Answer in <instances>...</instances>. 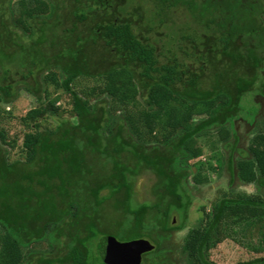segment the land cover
I'll return each mask as SVG.
<instances>
[{"label": "trees", "instance_id": "16d2710c", "mask_svg": "<svg viewBox=\"0 0 264 264\" xmlns=\"http://www.w3.org/2000/svg\"><path fill=\"white\" fill-rule=\"evenodd\" d=\"M13 4L0 0V264H109L102 239L120 231L99 220L112 200L129 222L122 242L153 246L141 264H176L163 244L187 226V264H264V0ZM162 28L181 34L158 46ZM22 92L35 106L9 138L1 124ZM237 121L253 127L246 147ZM144 171L153 202L133 204ZM209 172L226 173L229 191L189 224L190 180ZM225 241L249 257L211 259Z\"/></svg>", "mask_w": 264, "mask_h": 264}, {"label": "rangeland", "instance_id": "374dc122", "mask_svg": "<svg viewBox=\"0 0 264 264\" xmlns=\"http://www.w3.org/2000/svg\"><path fill=\"white\" fill-rule=\"evenodd\" d=\"M16 1L17 0H13L14 4L12 5L14 11L16 9ZM148 10H150L152 8V4L148 3ZM189 17L187 16L186 10L183 7H178L175 9L174 13L172 14V19L175 22L174 25V29H182L185 27H183L182 24H180L181 22H185L186 19H188ZM174 29H168L166 30L165 28H162L158 31V33L155 35H151V40L153 42L156 43V45L160 46V45H168L170 43H172V40H174L175 38H177L179 36V34H181V32H177L176 33L172 32ZM175 31V30H174ZM171 32V34H170ZM159 37H158V36ZM167 35V36H165ZM169 35V36H168ZM160 38V39H159ZM167 47V46H166ZM166 47H164V54L166 53ZM168 48V47H167ZM65 104L66 102L63 101ZM242 105L243 107L246 105L247 106V98L245 97V99L242 100ZM35 103L33 102L32 98L27 95L26 93H21L20 94V99L19 101L15 104L14 106V110H13V115L14 117L11 119V121L8 124H4L2 123L1 126L4 127V129L7 132V135L9 138L14 137L15 134H18L20 131V126L18 124L17 118L19 116L24 115L30 108L34 107ZM249 106V105H248ZM6 110H8V108H6ZM261 110L263 112H261L262 117H264V104L262 105ZM4 122L6 123V120H4ZM6 125V126H5ZM235 127L238 133V136L240 137V142L238 144L239 147H246L252 134L251 131L253 129L252 126H248L243 122L237 121L235 123ZM19 135V134H18ZM21 136V135H19ZM19 138V137H18ZM21 138V137H20ZM19 138L18 143L21 142V139ZM207 150V149H206ZM205 150V154L202 158V161H205L206 159H208V156H210V154ZM17 152L18 150L14 149V151L12 152V156H17ZM13 158V157H12ZM216 170V167H213ZM193 171V169H192ZM205 175V172H203ZM217 173V172H216ZM214 174L213 172H209L208 176H209V180L208 183L205 185H200L197 186L198 188H194V186H192V182L190 180V185L189 188L192 191L193 196V206L192 208L189 210V224L191 223H195L196 222V218L199 217H203V212L201 210V207H205L206 211L210 210V206L212 204V202L218 198L221 197V195L223 193L228 192V188H227V175L226 173L222 172L221 176H219L218 174ZM155 177L153 176L152 173H149L148 171H144L143 173H141L137 179L134 182L133 185V204H139L142 202H153V197L151 194V187L154 183ZM233 191L234 192H245V193H254L255 189L253 186H239L237 183L233 186ZM103 194H105V192H103ZM113 203H115L114 200H112L111 202L108 203V205H112ZM109 206H106L102 212V218H100V222L99 224L101 226H105L110 230L113 229H118L119 234L113 236V238L118 241V242H122V235L124 236V234H127V230H128V223L127 220H123V217L121 216V213H118V211H112V208H110ZM111 210V211H110ZM201 214V215H200ZM172 221L174 224H176L177 220L172 218ZM188 227V226H187ZM184 228L183 230L180 231H174L171 233L170 238L168 239V241H166L163 244V247L166 249H171V252H169V256L172 260L173 263L176 264H187L185 261V258L179 253L180 250V246L182 245V241L183 238L187 232L188 228ZM125 231V233H124ZM111 232V231H110ZM117 233V232H115ZM120 235V236H118ZM243 235L245 238L244 239V243H250L255 244L258 238V230L255 228L253 229L251 234H246V233H240V236ZM112 237V236H111ZM242 237V236H241ZM97 245V243H96ZM264 256V254H263ZM209 257L211 259H214V261H218L221 263V261H237L240 259H247L249 257L248 253H243L242 255V251H239V249L235 246V244L233 242L230 241H225L222 245H219V247L209 251Z\"/></svg>", "mask_w": 264, "mask_h": 264}, {"label": "water", "instance_id": "95a60500", "mask_svg": "<svg viewBox=\"0 0 264 264\" xmlns=\"http://www.w3.org/2000/svg\"><path fill=\"white\" fill-rule=\"evenodd\" d=\"M102 241L109 264H141V256L153 249L144 239L118 242L113 237H104Z\"/></svg>", "mask_w": 264, "mask_h": 264}, {"label": "flooded vegetation", "instance_id": "af4514ba", "mask_svg": "<svg viewBox=\"0 0 264 264\" xmlns=\"http://www.w3.org/2000/svg\"><path fill=\"white\" fill-rule=\"evenodd\" d=\"M143 257V255L141 256V258Z\"/></svg>", "mask_w": 264, "mask_h": 264}]
</instances>
